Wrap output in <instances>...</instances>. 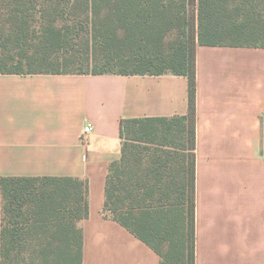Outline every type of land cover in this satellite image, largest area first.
Returning <instances> with one entry per match:
<instances>
[{
	"label": "trees",
	"instance_id": "1",
	"mask_svg": "<svg viewBox=\"0 0 264 264\" xmlns=\"http://www.w3.org/2000/svg\"><path fill=\"white\" fill-rule=\"evenodd\" d=\"M197 45L264 47V0H0V73L185 76L186 115L120 121L106 217L195 264ZM0 264H82L86 181L2 177Z\"/></svg>",
	"mask_w": 264,
	"mask_h": 264
},
{
	"label": "crops",
	"instance_id": "2",
	"mask_svg": "<svg viewBox=\"0 0 264 264\" xmlns=\"http://www.w3.org/2000/svg\"><path fill=\"white\" fill-rule=\"evenodd\" d=\"M195 68V264H264V47L197 45ZM187 111L182 75L0 73V179L86 181L82 264H159L104 215L105 179L122 119Z\"/></svg>",
	"mask_w": 264,
	"mask_h": 264
},
{
	"label": "built area",
	"instance_id": "3",
	"mask_svg": "<svg viewBox=\"0 0 264 264\" xmlns=\"http://www.w3.org/2000/svg\"><path fill=\"white\" fill-rule=\"evenodd\" d=\"M92 130V126L91 124H87L84 129H83V132L82 134L80 135V140H83L86 135Z\"/></svg>",
	"mask_w": 264,
	"mask_h": 264
}]
</instances>
